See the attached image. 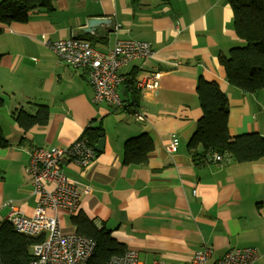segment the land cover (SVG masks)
<instances>
[{"label": "crops", "instance_id": "1", "mask_svg": "<svg viewBox=\"0 0 264 264\" xmlns=\"http://www.w3.org/2000/svg\"><path fill=\"white\" fill-rule=\"evenodd\" d=\"M93 19L105 22L89 28ZM0 27V125L10 143L0 149V217L9 214V201L26 216L34 214L37 197L25 173L34 149L84 140L97 154L93 164H63L65 174L88 191L80 212L140 260L190 264L209 247L212 264L230 250L254 248V264H264V158L237 163L226 154L224 164H196L187 149L203 116L200 77L218 82L228 96L231 136L264 137V89L246 93L229 85L220 63L245 44L227 0H57L51 10H32L26 23ZM73 38L101 52L118 39L149 42L155 58L133 61L119 74L125 80L157 73L158 95L137 90V105L129 95L122 108L96 104L87 71L67 65L47 45ZM120 95L125 102L122 87ZM36 105L49 109L47 124L25 132L13 114H34ZM137 114L146 121L137 122ZM96 128L103 129V153L85 136ZM142 134L154 144L147 162L125 164L126 141ZM174 142L177 150L169 152ZM59 217L66 232L75 231L65 211Z\"/></svg>", "mask_w": 264, "mask_h": 264}, {"label": "trees", "instance_id": "2", "mask_svg": "<svg viewBox=\"0 0 264 264\" xmlns=\"http://www.w3.org/2000/svg\"><path fill=\"white\" fill-rule=\"evenodd\" d=\"M57 0H2L0 2V26H10L29 21V14L34 9L51 10ZM233 10L234 27L244 46L235 47L227 56L220 58L225 69L229 85L246 93H255L264 89V0H227ZM3 29L0 27V34ZM0 55V61H1ZM136 74H131L122 84L125 104H130L129 96L137 105ZM197 95L203 116L197 123V129L187 144L189 154L196 164L214 162L217 154L232 155L237 163L256 162L264 158V137L257 133L231 136L229 133V99L216 81L198 79ZM129 95V96H128ZM4 100L0 96V109ZM49 109L36 105L34 114L24 110L14 112L15 123L25 132L47 124ZM102 128L89 129L86 137L95 147ZM102 136V135H101ZM10 145L0 125V149ZM154 144L145 134L126 141L124 152L125 164H144ZM4 179L0 169V182ZM69 223L75 233L94 239L97 248L88 264H107L113 256L126 252L123 244L115 240L110 232L98 229L95 224L81 212L69 216ZM41 238H31L18 234L7 221L0 222V256L3 264H29L33 259V246Z\"/></svg>", "mask_w": 264, "mask_h": 264}, {"label": "built area", "instance_id": "3", "mask_svg": "<svg viewBox=\"0 0 264 264\" xmlns=\"http://www.w3.org/2000/svg\"><path fill=\"white\" fill-rule=\"evenodd\" d=\"M49 48L67 65L84 69L95 90L94 102L107 103L114 108H122L124 100L120 88L124 79L119 71L133 61L147 62L155 58L152 45L146 41L118 39L108 52H101L85 40L73 38L48 42ZM136 89L140 92L158 95V74L137 78ZM137 122H145L143 114L136 115ZM176 152L177 143L167 147ZM96 152L89 148L87 141L79 140L65 148H36L32 151L25 173L32 182L37 206L32 216H26L14 206L13 201L6 205L9 214L1 221H7L15 232L42 240L33 246V259L29 264H88L97 242L89 237L65 232L60 221L59 210L68 216H76L81 210V196L88 191L80 187L77 180L70 179L63 171V164L72 162L81 168H89L96 160ZM212 160L224 164L228 156L215 154ZM254 248H238L228 251L212 264H254L258 260ZM212 250L203 247L197 251L190 264H210ZM0 264H3L0 256ZM107 264H147L141 261L138 253L126 250L122 255L113 256ZM154 264H169L157 262Z\"/></svg>", "mask_w": 264, "mask_h": 264}, {"label": "water", "instance_id": "4", "mask_svg": "<svg viewBox=\"0 0 264 264\" xmlns=\"http://www.w3.org/2000/svg\"><path fill=\"white\" fill-rule=\"evenodd\" d=\"M103 22H105V20H99V19H93V20H91L90 21V23H89V28H93V27H95L97 24H99V23H103ZM104 143H105V140H104V138L103 139H101L97 144H96V146H95V150L98 152V153H103V151H104ZM66 164V163H65ZM64 164V165H65Z\"/></svg>", "mask_w": 264, "mask_h": 264}, {"label": "rangeland", "instance_id": "5", "mask_svg": "<svg viewBox=\"0 0 264 264\" xmlns=\"http://www.w3.org/2000/svg\"><path fill=\"white\" fill-rule=\"evenodd\" d=\"M2 125H3V123H2ZM7 212H8V209H7V210H4L3 215L7 214ZM1 216H2V215H1ZM5 216H6V215H5ZM5 216H4V217H5ZM67 226H68V225H67ZM68 227H69V226H68ZM68 227H65V229L68 228ZM63 229H64V227H63ZM65 229H64V231H65ZM65 232H66V231H65ZM68 233H71V232H68ZM141 261H142V260H141Z\"/></svg>", "mask_w": 264, "mask_h": 264}]
</instances>
